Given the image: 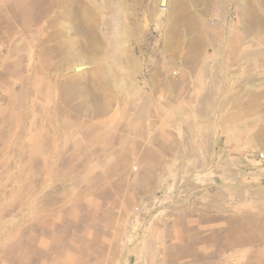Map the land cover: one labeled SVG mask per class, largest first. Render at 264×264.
I'll list each match as a JSON object with an SVG mask.
<instances>
[{
	"label": "rangeland",
	"instance_id": "rangeland-1",
	"mask_svg": "<svg viewBox=\"0 0 264 264\" xmlns=\"http://www.w3.org/2000/svg\"><path fill=\"white\" fill-rule=\"evenodd\" d=\"M160 2L0 0V264H264V0Z\"/></svg>",
	"mask_w": 264,
	"mask_h": 264
},
{
	"label": "bare ground",
	"instance_id": "bare-ground-1",
	"mask_svg": "<svg viewBox=\"0 0 264 264\" xmlns=\"http://www.w3.org/2000/svg\"><path fill=\"white\" fill-rule=\"evenodd\" d=\"M78 67H81V68L79 70H77ZM75 69H76L77 72H81V71H84V70L88 69V67L82 64L80 66H77Z\"/></svg>",
	"mask_w": 264,
	"mask_h": 264
},
{
	"label": "water",
	"instance_id": "water-1",
	"mask_svg": "<svg viewBox=\"0 0 264 264\" xmlns=\"http://www.w3.org/2000/svg\"><path fill=\"white\" fill-rule=\"evenodd\" d=\"M164 2H165V0H161V2H160V7H164ZM81 67H78L77 68V70H79Z\"/></svg>",
	"mask_w": 264,
	"mask_h": 264
}]
</instances>
